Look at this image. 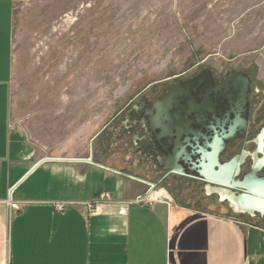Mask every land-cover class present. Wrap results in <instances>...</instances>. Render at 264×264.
Segmentation results:
<instances>
[{"label": "rangeland", "instance_id": "1", "mask_svg": "<svg viewBox=\"0 0 264 264\" xmlns=\"http://www.w3.org/2000/svg\"><path fill=\"white\" fill-rule=\"evenodd\" d=\"M13 43V119L55 150L138 168L115 116L200 62L255 75L264 118V0H28Z\"/></svg>", "mask_w": 264, "mask_h": 264}, {"label": "crops", "instance_id": "2", "mask_svg": "<svg viewBox=\"0 0 264 264\" xmlns=\"http://www.w3.org/2000/svg\"><path fill=\"white\" fill-rule=\"evenodd\" d=\"M25 1L0 0V264H264V225L152 188L92 144L55 150L15 123L14 16ZM104 192L114 200L90 211Z\"/></svg>", "mask_w": 264, "mask_h": 264}, {"label": "flooded vegetation", "instance_id": "3", "mask_svg": "<svg viewBox=\"0 0 264 264\" xmlns=\"http://www.w3.org/2000/svg\"><path fill=\"white\" fill-rule=\"evenodd\" d=\"M193 67L175 77L168 88L157 89L153 96L148 93L153 85L149 86L114 120L120 119V127L126 128L128 151L138 156V168L126 164L121 167L123 171L150 177L152 188L162 186L183 201L200 204L207 197L202 172L208 168L210 153L220 150L221 166L233 168L237 163L239 168L233 173L241 181L257 166L256 159L264 158V140L262 143L260 139L264 118L256 101L260 89L251 72L231 71L226 66L216 70L203 62ZM177 85L182 90L174 101L159 109L157 105ZM175 169L178 171L173 172ZM257 176L264 177V165ZM209 197L217 199L208 203H219L218 195Z\"/></svg>", "mask_w": 264, "mask_h": 264}, {"label": "water", "instance_id": "4", "mask_svg": "<svg viewBox=\"0 0 264 264\" xmlns=\"http://www.w3.org/2000/svg\"><path fill=\"white\" fill-rule=\"evenodd\" d=\"M181 90L180 85L173 87L157 105L158 108L162 110V108L168 107ZM159 127L163 128V126ZM260 139L263 143L264 133H262ZM219 151L215 150L209 154L210 163L208 168L202 172L208 186L206 196L218 195L219 203L225 202V206L234 214L249 215L252 218L259 214L264 217V177L257 176V171L264 165V158L261 160L256 159L257 166L241 181L236 178L237 174L233 173V169L239 168L237 163L233 168L229 165H219ZM216 166L219 168L216 169ZM177 171L175 169L173 172ZM239 188L243 189L244 193L237 194L236 190Z\"/></svg>", "mask_w": 264, "mask_h": 264}, {"label": "built area", "instance_id": "5", "mask_svg": "<svg viewBox=\"0 0 264 264\" xmlns=\"http://www.w3.org/2000/svg\"><path fill=\"white\" fill-rule=\"evenodd\" d=\"M11 195H12V191H11ZM114 200V196L111 192H104L102 193L100 196H98L97 198L93 199V200H90L88 202H86V205L88 206L89 210L90 211H96L100 204L103 203V202H112ZM137 203H141L144 200L143 197L139 196L138 198H136L135 200ZM12 207L14 209H18L19 206L17 204H12ZM66 205L64 203H59V204H56V208L58 211H63L66 209Z\"/></svg>", "mask_w": 264, "mask_h": 264}, {"label": "bare ground", "instance_id": "6", "mask_svg": "<svg viewBox=\"0 0 264 264\" xmlns=\"http://www.w3.org/2000/svg\"><path fill=\"white\" fill-rule=\"evenodd\" d=\"M61 84V83H60ZM209 190H211V188H209Z\"/></svg>", "mask_w": 264, "mask_h": 264}]
</instances>
